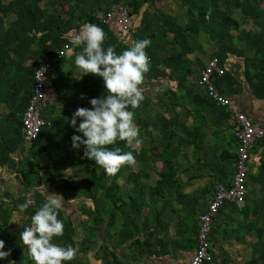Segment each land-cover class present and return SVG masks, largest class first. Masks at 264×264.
I'll list each match as a JSON object with an SVG mask.
<instances>
[{
    "label": "rangeland",
    "instance_id": "rangeland-1",
    "mask_svg": "<svg viewBox=\"0 0 264 264\" xmlns=\"http://www.w3.org/2000/svg\"><path fill=\"white\" fill-rule=\"evenodd\" d=\"M235 3L239 12L247 10L251 14V10H260L264 15L263 0H198L190 9H196V13L202 7L217 9L228 19L230 7ZM254 14L252 25L262 34L264 16ZM81 18L84 19L79 16L75 20L78 27L84 24ZM191 26L187 25L175 36L159 32L156 40L151 41L156 43V50L152 49L151 54L147 52L152 70L145 75L142 85L145 99L134 111V123L140 129V143L133 147H128L125 142L110 146L120 147L124 152L131 151L136 164L123 166L115 176L107 175L101 166L84 157V146L79 149L71 147L72 135H83L76 133L70 125L71 116L78 107H92L89 106V74L83 75L82 70L76 68L72 71L74 81L61 82L58 98L48 94L46 102L39 104L49 124L37 142L28 144L22 138L19 113L29 95L33 66L25 64L28 58H24L22 49L15 50L18 54L14 59L8 63L4 61L2 65L10 66L9 72L14 71L20 76L17 84L3 83L0 87V130L5 128V134L10 136L4 137L1 145L12 150L11 171L18 180V185L11 187L12 206L16 207L11 219L16 229L12 235L19 238L20 244L15 254L4 261L0 259V264H17L21 260L17 255L23 250L28 252L20 233L31 226V217L45 202V196L51 193H58L65 200L58 216L64 222L65 232L63 237H54L55 242L64 246L72 244L81 254L89 252V244L91 247L98 242L104 244L108 257L105 264H116L112 258L118 257L121 261L123 256H126L125 264L138 260L144 262L156 250L159 254L164 253L166 244L175 243L171 228L187 221L180 216L182 202L203 206L211 195L213 183L232 176L235 156L232 117L219 109L196 82V65L201 60L197 51L206 44L212 50L214 45L205 43L200 32L190 31ZM63 44L72 49L70 43L61 42L60 45ZM262 44L264 35L253 38L247 45L241 44L240 47H248V55L237 60L236 68L229 72L236 88H243L237 99L250 110L255 108L251 98L264 94V47H259ZM1 46L6 56L7 44L2 41ZM190 51L195 54L190 55ZM255 70L262 74L251 73ZM91 91L94 92L93 98L105 94L101 77ZM81 95L85 99H81ZM79 122L78 118L77 126ZM213 153L218 156L216 162L211 160ZM23 171L25 174L21 176L19 172ZM95 187L107 190L108 195L102 193L97 197ZM28 197L33 203L21 212L18 205ZM101 197L109 198L106 216L99 209L104 202ZM92 198L95 205L99 203V208L89 205ZM247 205L246 202L241 207L232 206L235 214L245 222L251 217ZM91 226L95 233L89 231ZM191 239L185 237L184 240ZM81 257L84 260L85 257ZM14 259L19 260L14 262Z\"/></svg>",
    "mask_w": 264,
    "mask_h": 264
},
{
    "label": "crops",
    "instance_id": "crops-1",
    "mask_svg": "<svg viewBox=\"0 0 264 264\" xmlns=\"http://www.w3.org/2000/svg\"><path fill=\"white\" fill-rule=\"evenodd\" d=\"M195 1L198 0H1L0 87L3 83L15 85L20 80V76L17 73L14 71L12 73L9 72L10 66L2 65L5 60L8 63V60L17 56L18 53L15 54V50H23L24 58H28L25 64L29 63L33 66V70L55 48L59 47L61 42H68L71 45V40L80 33L82 28L81 25L78 27V23L75 21L79 16L84 17V19L81 18V23H93L100 26L107 36L104 42L105 48L113 46L117 54L122 53L138 40L147 38L155 41L159 32L169 33L173 36L180 34L187 25L191 24L193 26L190 27V31L200 32L205 38V43L208 42V44L214 45L212 50V47L206 44L205 48L197 51L201 56V60L196 65V74L205 61L211 55L217 53L222 58L226 68L225 75L216 81L218 89L224 94L232 95L236 99L239 108L247 116L264 126V94L260 97L254 96L251 98L255 108L250 110L248 105L237 99V96L242 94L243 88H236L232 82L234 77L229 73L236 68L237 60H241V57L245 59L248 55V47H240V45L244 43L247 45L248 41L253 38L257 39L264 35V33L259 34V31L253 27L251 21L253 15L255 17L254 13L264 16L263 13L259 12L260 10H251V14L247 10L245 13L243 11L239 12L238 5L235 3L234 6L230 5L227 19L223 13L212 8L210 10L202 7L199 13H196V9H190L191 4ZM235 1L237 2L238 0ZM255 1L260 0H251V2ZM116 6H127L130 10L132 26L131 32L126 35L120 32L112 20L102 21L100 19L103 11ZM207 15L208 18L206 17ZM88 17L89 21H87ZM47 24L50 25L46 28L45 25ZM252 32H255L253 37H251ZM2 41L7 44L6 56L3 55ZM71 47L72 49L66 52L61 64L56 66L46 78V92L42 101L45 100L46 102L48 94L58 98L62 81H74L72 71L77 70L75 54L82 51L83 46L73 48L71 45ZM259 47L263 48L264 44ZM9 49L12 51L11 56L9 55ZM152 49L156 50V43L154 42L146 48V52L151 54ZM189 53L190 55L195 54V52L191 53V51ZM150 70H152V66H150ZM257 71L255 70V72L251 73H255L254 75L257 76L259 73L262 74V72L257 74ZM262 75L264 77V74ZM94 83L98 84V76L89 74V101L93 98L94 92L91 90ZM89 106H91L90 102ZM130 110L135 111V109ZM9 127L10 129L12 128L11 126ZM5 133V128L0 130V197L3 198V200H0V239L5 241V248L0 251L11 249V254L14 255L20 243L18 241L19 238L12 235L13 231L16 230L12 226L13 220H11L13 219V210L16 207L12 206L13 190L11 187L18 185L16 183L18 180L14 179L15 173L13 172V174L11 171L12 150L6 149L1 145L4 137L7 136ZM22 138L24 140V137ZM263 142L264 139L261 140L260 145L258 144L256 148L254 147L248 171L246 202L248 204L247 207L251 210V217L248 222L241 220L233 211L232 205L225 206L213 216L210 231L212 259L206 264H264ZM217 157V154H211L213 162H216ZM19 173L21 176L25 174L24 171ZM23 177L21 178L23 179ZM23 180L26 181L25 179ZM17 187L19 190L21 189L20 185ZM95 188L97 197L102 193H106L105 189ZM101 199L104 202L100 208L99 203L97 205L94 204V198L89 201V205H95L106 216L109 211V198L106 197L104 199V197H101ZM207 202L203 206L192 202H182L180 216L187 219V221H182V223L177 224L176 228L174 225L171 228L172 239H174L175 243L172 245L166 244V248L162 251L164 253L159 254L156 250L144 262L138 260L131 264H183L188 260L193 255L196 246L198 216L205 209ZM172 219H175L173 215ZM21 223L25 222L22 221ZM89 231L95 233V229L92 226ZM185 237H192V239L185 241ZM90 247L91 245L89 244V252L96 249L94 259L99 260V264H105V259L107 260L108 258L105 255L106 246L98 242L95 247H91L92 249ZM81 253L78 252L76 259L66 261L64 264H90L87 258L88 252ZM11 254L9 257H11ZM17 256L21 258V260H13L14 262L19 260L17 264H28L29 262L35 264L29 253L24 252V250ZM81 256L85 257L84 260L81 259ZM122 258L121 261L118 260V257H113L112 259H114L116 264H125L126 256ZM111 264H114V262Z\"/></svg>",
    "mask_w": 264,
    "mask_h": 264
},
{
    "label": "clouds",
    "instance_id": "clouds-1",
    "mask_svg": "<svg viewBox=\"0 0 264 264\" xmlns=\"http://www.w3.org/2000/svg\"><path fill=\"white\" fill-rule=\"evenodd\" d=\"M106 39V33L100 26L85 23L71 40L73 48L83 46L82 51L75 54L76 67L82 70L83 75L101 77L105 89L104 95L90 99L91 108L78 107L71 116L70 125L76 133L83 134L72 135L71 147L79 149L84 146V157L101 166L107 175L115 176L123 166L136 164L131 151L124 152L120 147L110 146L125 142L128 147H133L140 143V129L135 125L134 111L130 109L138 108L145 99L142 85L150 71L151 60L146 48L151 40H138L117 54L113 46L105 48ZM46 71V67L39 68L36 80L42 82ZM81 99L85 96L81 95ZM64 201L58 193L46 195L45 202L31 217V226L20 233V239L35 264H64L78 256V247L54 241V237H63L65 232L63 220L58 219ZM32 203V198L28 197L18 208L24 212ZM4 248L5 241L0 239V250ZM10 254L11 249L0 251V259Z\"/></svg>",
    "mask_w": 264,
    "mask_h": 264
},
{
    "label": "built area",
    "instance_id": "built-area-1",
    "mask_svg": "<svg viewBox=\"0 0 264 264\" xmlns=\"http://www.w3.org/2000/svg\"><path fill=\"white\" fill-rule=\"evenodd\" d=\"M208 18V15L206 16ZM102 21L112 20L121 33L131 32V13L127 6H116L102 13ZM68 44H63L53 50L39 65L31 71V88L22 111L19 113V123L24 140L33 144L37 142L49 122L41 112L39 104L45 97L46 78L61 64ZM62 53V55H61ZM46 67L45 79L36 80L39 68ZM226 68L222 58L211 55L198 71L196 82L205 95L224 112L232 117V135L235 140V156L233 174L225 181L216 180L213 183L210 198L205 209L198 216L196 246L193 255L183 264H206L212 259L210 231L213 216L227 205L241 207L246 202L247 180L250 159L254 147L264 137V126L253 121L240 108L232 95L221 92L217 87V79L225 75ZM0 200L3 198L0 197Z\"/></svg>",
    "mask_w": 264,
    "mask_h": 264
},
{
    "label": "water",
    "instance_id": "water-1",
    "mask_svg": "<svg viewBox=\"0 0 264 264\" xmlns=\"http://www.w3.org/2000/svg\"><path fill=\"white\" fill-rule=\"evenodd\" d=\"M96 249L93 251L88 252L87 258L89 259L90 264H99V260L94 259Z\"/></svg>",
    "mask_w": 264,
    "mask_h": 264
},
{
    "label": "trees",
    "instance_id": "trees-1",
    "mask_svg": "<svg viewBox=\"0 0 264 264\" xmlns=\"http://www.w3.org/2000/svg\"><path fill=\"white\" fill-rule=\"evenodd\" d=\"M0 8H1V0H0ZM118 144V143H117ZM106 193H107V195H108V192H107V190H106ZM28 264H32L31 262H29Z\"/></svg>",
    "mask_w": 264,
    "mask_h": 264
}]
</instances>
